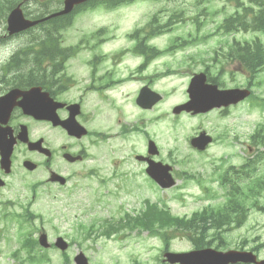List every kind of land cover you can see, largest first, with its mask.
Listing matches in <instances>:
<instances>
[{
    "label": "rangeland",
    "instance_id": "obj_1",
    "mask_svg": "<svg viewBox=\"0 0 264 264\" xmlns=\"http://www.w3.org/2000/svg\"><path fill=\"white\" fill-rule=\"evenodd\" d=\"M47 1L49 8H56L61 2ZM39 2L42 0H32L27 8L28 12L39 7ZM221 10L227 11L225 4L219 0L209 3H201L198 0L157 2L136 0L133 4L113 12L104 13L102 9L89 10L74 17L73 26L71 25L64 33L66 39L77 38L75 30H90L94 28V24L100 23V26L104 25L106 29L112 31L110 34L113 37L107 49L127 46L125 34L134 28L144 26L151 16L159 15L163 25L171 17L174 18V15L179 19L178 22L185 20L179 23L175 20L177 23L169 33L157 37L150 43L159 51L166 50L175 38L179 39L176 45H180V48L163 54L148 67L147 77H151L153 72L158 75L154 76L151 84L162 96V101L151 111L143 113L135 108V100L132 102L138 84H130L128 88L125 86L121 93L116 94L118 99L122 95L126 96L124 102L115 101L116 105L113 107L98 105L99 101L94 96V132L113 137L103 142L97 141L98 138L94 137V180L85 182L81 190L67 192L46 186L39 189L31 210L41 214V218H36L34 224L38 229H43L50 242L58 236L71 242L75 236L80 235L76 232L78 224L88 226L94 221L98 223L103 219L124 216L126 213L135 215L137 210L143 208L145 200L152 202L162 200L170 212L178 217H190L194 211L205 205L223 201L219 197L222 196V192L220 195L214 193L216 197L203 198L205 192L197 186V181L203 179L202 186H210L217 191L218 175L229 165L238 167L241 162L238 157L243 156L249 149L253 152L254 146L251 144L250 136L258 125L264 124V108L261 109L249 100L239 104L228 114L212 111L205 116L183 115L180 118L172 114L175 105L186 101V85L191 76L204 69V62L214 66L210 63L211 57L215 52H220L223 41L227 40L230 43L233 41L232 36L216 30L218 24L226 18ZM229 12L232 10L229 9ZM4 26L5 24H0V33ZM189 34H191L189 39L197 35L198 40L204 38L202 41H194V44L191 42L183 44ZM236 37L238 41L251 38L249 34L243 33L237 34ZM27 39L26 35L18 37L15 46L19 47ZM234 65L232 63L230 67V72L234 75L224 71L225 75L221 76L227 88H232L233 85L245 86L248 83V75L235 72ZM254 83L256 85L252 89L253 95L264 98V70L261 75L257 74ZM117 119L121 120L120 124H117ZM121 126L134 130L136 128L137 132L122 137ZM202 131L211 136L215 135L217 142L208 147L206 154L198 155V152L190 147L189 142L193 134L197 136ZM144 134H147L146 137L149 139H144ZM148 140L154 141L158 150V155L151 159L172 168L170 174L176 180L175 188L162 191L143 172L144 164L135 161V155H146ZM103 145L106 148L100 150ZM222 162L226 164L221 165ZM183 173L192 176L187 179L189 184L185 188H181L186 181ZM37 178H22L12 183L11 189L20 203L12 211L18 213L23 211L29 202V188L38 181ZM2 196L5 198L6 195ZM261 203L264 204V198ZM252 211H249L248 220L243 227L222 234L224 238L222 249L234 248L244 240L248 241L245 244L247 248L258 243L264 244V215L252 214ZM6 219H9V216ZM99 229L100 226L96 225V230ZM27 230L26 227L24 231ZM18 232L16 223L5 219L0 221V264H20L10 256L19 246L16 242ZM176 235L180 236L178 233ZM8 236L11 237L10 245L6 242ZM37 236L38 232L34 234V237ZM81 237L82 235L75 242H71L66 251L69 259L66 264H74L73 257L78 252H83L90 264H159L157 258L162 243L158 237L150 236L147 232H134L127 236L121 234L119 237L109 239L99 237L94 241L81 240ZM257 238L258 241L255 242ZM216 244L217 242H212V245ZM190 249L191 244L182 237L171 241L169 247L172 252ZM20 254L22 257L25 255L24 252ZM261 254L264 256V251ZM35 255L40 257L41 253L37 252ZM48 256L51 264H61L65 260V257L54 249L48 250ZM41 264L46 262L41 261Z\"/></svg>",
    "mask_w": 264,
    "mask_h": 264
},
{
    "label": "flooded vegetation",
    "instance_id": "obj_2",
    "mask_svg": "<svg viewBox=\"0 0 264 264\" xmlns=\"http://www.w3.org/2000/svg\"><path fill=\"white\" fill-rule=\"evenodd\" d=\"M11 56L0 59V184L16 173H35L44 182L53 172L67 181L85 177L94 162V96L98 104H106L125 85L123 57L105 55L94 60V40L74 69L65 64L63 55L58 57L59 66L49 64L45 71L34 70L32 50ZM62 68L65 71L56 70ZM145 70L141 65L136 71ZM137 79L146 86V77ZM36 87L41 97L28 93ZM52 103L63 104L56 112L59 121L73 116L86 133L70 135L61 124L28 113L32 105L46 108ZM2 152L7 154L4 161ZM258 211L264 215V208Z\"/></svg>",
    "mask_w": 264,
    "mask_h": 264
},
{
    "label": "trees",
    "instance_id": "obj_3",
    "mask_svg": "<svg viewBox=\"0 0 264 264\" xmlns=\"http://www.w3.org/2000/svg\"><path fill=\"white\" fill-rule=\"evenodd\" d=\"M18 1L20 0H0V15L6 14L7 11L12 9L16 5L15 3ZM129 1L132 0H93V4H95V6L109 8ZM226 1L234 3L236 7L242 9L237 18H241V29L244 32L258 31L264 34V0H249L250 3L258 7L256 12H254L252 6H244L241 0ZM70 19V17L66 18V25L70 23ZM234 22L235 21L231 20L227 21L225 24H223L221 30H224L226 34L235 31L232 29ZM52 23L55 24L57 21H53ZM40 39H42V37ZM218 54L221 57L223 56L231 58L230 60H233L232 58H234V60L239 61L242 64L243 69L250 74H254L256 69L264 62V47L260 41L256 40L244 42L242 45L235 41L233 44H229L227 49L225 47L222 48L221 52L216 53L215 56H218ZM211 81L216 82L214 78H211ZM254 138L251 137L252 141H256ZM250 183L255 184L254 186H257V188L251 189V187H249V193H252V191L253 194L255 193L261 195L264 193V173H260L257 177V180L252 179L248 182V184ZM229 200L231 201L228 202L227 206L210 205L203 208L200 212L193 214V216L189 219L171 216L168 210L159 209L157 205L150 206L148 204L146 212L143 213L144 218H137L136 220L130 219L127 223V226L131 230L134 228H142L143 230H146L152 234L158 233L165 245H167L170 241L172 232L171 229L185 233L189 231H202V237L206 238L208 230L218 231L219 229H222L224 223L225 226H229L230 222H232V224L235 223V225H238V220L234 217H231L234 214H238L239 211L244 213V210L242 209L243 205H245V199L241 198V202L236 203L235 197L232 195ZM240 208L241 210H239ZM107 225L108 224L105 225V228ZM167 231H169L168 234ZM90 235L91 233L88 232L87 236L89 237ZM102 235L109 236V233L104 232ZM196 239L200 238L198 237Z\"/></svg>",
    "mask_w": 264,
    "mask_h": 264
},
{
    "label": "water",
    "instance_id": "obj_4",
    "mask_svg": "<svg viewBox=\"0 0 264 264\" xmlns=\"http://www.w3.org/2000/svg\"><path fill=\"white\" fill-rule=\"evenodd\" d=\"M85 1L86 0H66L64 2L65 8L63 13H69L74 5ZM8 24L11 33L22 31L32 25V23L23 20L21 12L18 9H15L10 14ZM204 82V75H197L192 79L188 89L190 101L185 105L175 108L174 113L177 114L183 110L187 112L193 111L194 113L206 112L214 107L220 108L235 104L249 95L247 90L235 89L217 91L216 86L206 85ZM149 93L148 90H142L137 99V103L143 108H151V106L160 99L157 95H151ZM34 112L35 114L42 113L38 110H35ZM46 117H49V114L46 115ZM209 141V138L201 135L199 138L193 139L191 144L194 147L203 150ZM148 152L149 154H156V149L152 143L149 144ZM139 159L141 160V158ZM146 161L149 164L147 173L152 179H154L162 188H169L172 186L173 182L168 175V171L170 170L169 167L155 164L149 160ZM41 242L44 244V238H42ZM61 247L65 248L64 245H61ZM167 257L170 263L179 262L181 264H228L229 262L234 263L237 261H255L254 257L249 253L228 252L222 254L211 250L180 255L168 254ZM75 260L77 264H86V260L82 255H79ZM257 264H264V261Z\"/></svg>",
    "mask_w": 264,
    "mask_h": 264
}]
</instances>
